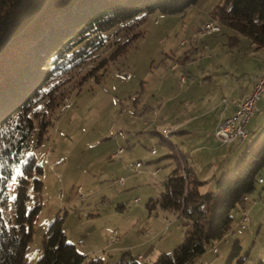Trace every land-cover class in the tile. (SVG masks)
I'll use <instances>...</instances> for the list:
<instances>
[{
  "label": "rangeland",
  "instance_id": "obj_1",
  "mask_svg": "<svg viewBox=\"0 0 264 264\" xmlns=\"http://www.w3.org/2000/svg\"><path fill=\"white\" fill-rule=\"evenodd\" d=\"M224 1L198 0L185 12L164 13L156 10L140 14L127 27L117 24L105 33L108 44L93 60L70 75L69 82L58 93L62 99L53 110L43 137L39 141L38 131L35 130L28 141V151L36 155L37 163L42 168L39 176L43 187L38 193L41 209L24 264H36L44 232L57 215L63 217L64 232L70 242L75 243L74 239L83 235L85 228H96L97 240L93 239V242H100L103 237L104 243L100 249L87 253L86 258L88 261L102 258L104 261L100 264L116 263L112 255L117 252L108 254L113 242L116 241L117 247L126 242L131 244L141 229V233L148 236L147 224L136 220L133 208L143 205L148 215L146 202L150 197L160 195L164 190L166 175L176 165L173 157L168 156L173 149L157 135L160 132L166 139L169 134L163 130L166 124L162 119L169 96L178 88L188 86V83L199 82L196 91L202 95L212 93L216 96L219 93L216 91H221L229 98L232 86L249 85L257 74V66L264 64V48L255 49L248 36L240 35L239 43L230 47L228 41L232 31L226 26H221V30L212 36L205 34L200 39L198 29L211 19V12L218 5H223ZM133 23L134 27L128 28ZM130 37L133 39L128 45H121L122 50L111 57L119 45ZM102 57H108V61L100 70L99 78L88 75L79 84L84 73ZM174 64H178V67L172 70ZM181 73L188 77L185 85L180 83ZM208 103L204 102L202 107ZM257 106L258 110H264V93L258 99ZM211 116L204 118L207 119L204 125L195 126L201 130L193 134L192 140H185L184 143V140L173 136L175 134L168 137L184 148L200 146L203 141H208V137L211 140L212 136L204 132ZM257 116L258 113L249 124L253 142L264 131V113L260 118ZM208 144L211 146L212 143ZM120 147L124 148L123 152L114 157L113 154ZM152 148L158 153L152 154ZM211 156L213 159L209 160ZM219 157H224L219 150L212 152L201 149L189 161L199 162L194 164L195 174L202 181L212 171V160L219 168L225 163ZM136 162L143 164L140 171ZM236 166L218 174L219 177L236 169ZM157 168L159 173L154 175L153 171ZM15 169L16 173L20 172L19 168ZM259 172L263 182L258 181L256 189L249 194L246 210L234 211L233 228L223 238L208 244L206 250L190 264L264 263V167ZM210 175L208 180L199 184V187L208 185L200 187L203 192L216 190L215 179H209ZM120 177L125 179V184L121 186L118 184ZM13 185L9 187L7 199L1 208L6 221H12L14 215ZM30 192L34 193L32 186ZM137 198L140 201L136 202ZM157 206L158 209L152 210L153 215L158 210L162 212L161 207ZM244 213L249 215L251 222H239ZM186 221L181 217L179 224L173 223L168 232L158 238L175 235L178 231L182 234L179 239L181 243L185 232L190 229ZM236 241L240 244V250L232 256ZM166 242L163 240V245ZM86 243V238L84 244L75 243L79 255L84 253L82 249ZM175 245L170 244L169 251ZM214 246L217 251H214ZM118 256L121 257V254ZM157 258V255H152L142 263L154 264Z\"/></svg>",
  "mask_w": 264,
  "mask_h": 264
},
{
  "label": "trees",
  "instance_id": "obj_2",
  "mask_svg": "<svg viewBox=\"0 0 264 264\" xmlns=\"http://www.w3.org/2000/svg\"><path fill=\"white\" fill-rule=\"evenodd\" d=\"M196 2L0 0V264L25 263L41 209L38 193L43 187L39 176L42 168L36 155L28 151V141L35 130L39 141L43 137L51 114L62 99L58 95L61 87L108 44L105 33L117 24L127 27L140 14L156 10L185 12ZM224 2L210 16L232 31L230 47L239 43L240 35H245L255 49L264 48V0ZM134 25L129 24L128 28ZM133 37L121 43L111 57ZM107 59H98L79 84L88 75L99 78ZM161 139L171 145L162 135ZM168 156L173 157L176 165L165 180L164 190L147 204L150 209L158 204L177 212L188 221L190 229L181 243L172 251L159 254L154 264H190L208 244L223 238L233 228L234 211L246 210L247 200L243 197L256 189L261 178L259 171L264 167V131L244 150L236 169L215 179V191L199 190L203 181L193 175L192 166L185 162L182 167L185 158L176 150ZM12 185L14 215L12 221H6L1 208ZM30 186L34 193L30 192ZM62 218L57 215L44 232L36 264H100V258L88 261L86 255L77 254L74 243L67 240ZM239 250L240 244L236 241L232 256ZM116 264L143 263L125 251Z\"/></svg>",
  "mask_w": 264,
  "mask_h": 264
},
{
  "label": "crops",
  "instance_id": "obj_3",
  "mask_svg": "<svg viewBox=\"0 0 264 264\" xmlns=\"http://www.w3.org/2000/svg\"><path fill=\"white\" fill-rule=\"evenodd\" d=\"M206 35L212 36L213 34H206ZM201 38H203V36L200 37V39ZM172 70H174V69L172 68ZM263 70H264V64L257 66V69H256L257 74L252 79L251 83H249V85H246V87H242V86L238 87L236 85L232 86L230 89V92L228 93V94H230L229 98H227L226 95L222 94L221 91H216V92H219L218 94H216V96L213 95L212 93L202 95V93H200V91L199 92L196 91V87L198 85H200L199 82L188 83L187 82L188 77H187L186 81L181 83V80H180V83H181V85H185L186 83H188V86H182V87L178 88L177 92L173 93V95L169 96V99H167L168 105L164 108L166 111L162 115L163 116L162 119L164 121L163 123L166 124L164 126L163 130L165 132L169 133L167 135L166 139L171 142V145L168 144V146L170 149H173L172 153H173V151L176 150L178 152V155L184 156L185 161H182V167H183L185 162L187 165L192 166L194 168L193 175H195L199 179L198 175L195 174L196 171H195V166H194V164L197 165L199 162L197 163L194 160H191L192 162L189 161V158H191L195 152H197L201 149H203V150L209 149L212 152L219 150L220 152H222V156H224L223 158L221 157L222 159L219 157L221 160H224V162H225V163H223L222 166L220 165L221 166L220 168L217 167L218 166L217 163L214 160H212V165H213L212 171L207 173L208 175L205 177V179H202L203 182L208 180L207 177L209 176L210 173L212 175H210L211 177H209V179H211V178L216 179L219 177L218 174H223V172H226L227 170H230V168L236 166V164L239 162V160H241L240 158H242L244 150L250 144L254 143L253 139L250 138L251 129H249V124L251 123L252 118L255 117V115H257V113H258L257 117H259V118L264 113V110L263 111H261L260 109L258 110V106H257L258 101H257V105H256L257 110L252 115V117L249 118L250 120L247 123L248 135L244 140H235L232 142L224 143V142L219 141L213 133L215 131L217 124L220 122V120H223V119L231 116L232 114H234V112L237 109L236 106L238 105L239 101L243 98V96L245 94H247L248 92H250L253 89L256 79L259 77L260 73ZM204 102H209V103L206 104L204 107H202L204 105ZM210 115H212V116H211L210 120H208V128L204 131L205 134H207V136H210V135L212 136L210 141H209V137H208V141H206V143H204V141H203L202 142L203 144L200 146L193 145L192 147H185L186 148L185 149L183 146H180L176 142L172 141L171 137H168L171 134H175L173 136H177L178 139L184 140V143H185V140H192L191 137L193 136V134L195 132H198V130H201V129H197L196 127L204 125L207 122V119L204 120V118L207 116H210ZM201 118H203V120L200 121ZM194 123H196V124H194ZM199 123H200V125H199ZM200 128H202V127H200ZM153 133H157V131L153 132ZM158 134H159V136L162 135L160 132L157 133V135ZM208 143H210V144L212 143L211 146ZM168 152H170V151H168ZM157 153H158V151H156L155 153H152V154H157ZM168 155H170V153ZM212 156H214V155H212ZM212 156H211V158H209V160L213 159ZM227 159H229L228 162H226ZM209 160H206V161H209ZM142 166H143V164L140 167H138L136 165V167L138 168V171H140V168ZM225 166H227V167L225 168ZM215 167L219 168V171H217ZM158 173H159V169H158L157 173H155L153 171L154 175L158 174ZM166 176H168V175H166ZM215 182H216V180H215ZM118 184H120V186L124 185L125 179L123 178V183L118 182ZM205 186H208V185L206 184V185H202L200 187H205ZM164 187H165V181H164ZM200 187H199V190H200ZM216 189H217V187H216ZM201 192H203V191H201ZM151 198H153V197H150L149 200ZM153 199H155V198H153ZM138 201H140L139 198L136 199V202H138ZM146 206L149 209L148 215H147V212L144 209L143 205H135L133 208V215L135 216L136 220H139L142 223L145 222V224H147L148 236H146V234L141 233V230H142L141 229L140 232H138V236H137L135 242H132L131 244H130V242H129V244L126 242V243H123V245L121 244L120 246L117 247V245L115 243L116 241L113 242L112 246H111L112 248L110 251H108V254L110 252H117L116 255H114V256L112 255V258L116 260L115 261L116 263L121 258L118 255L121 254V256H122V254L125 251H130L132 253V256H135L136 258L138 255H142L146 260V257H151L152 255L153 256L154 255L159 256V254H161L163 252H170L169 251L170 249H168L169 248L168 246H170V244H176L175 246H177V244L180 242L179 239L182 238V234L178 233V231H177V233H175V235L170 236V234H169L168 237H166V238L165 237L158 238V237L161 236V234H163V233H167L168 230L170 229L169 227H171V225L173 223L179 224L180 223L179 220L182 216L175 211H172L169 209H163V208H160V209H162V210H160L162 212H159V210H158L156 212V214L153 215L152 210L158 209V206H155V208L150 209L147 202H146ZM122 208H124V206ZM145 215H147V216H145ZM242 217H243V215H242ZM242 217L239 220L240 223L243 220ZM167 220L169 221V223H167ZM249 222H251V220ZM242 223H243V221H242ZM185 224L187 225V227L190 226L188 221H186ZM133 225H134V223H133ZM179 226H178V228H179ZM93 228H90V227L85 228V230H83L84 234L78 235V237L76 239H74L75 243H77V244L83 243L84 244L85 238H86L87 243L85 244V246H83L82 250L84 253L82 255L88 256L87 253H90L91 251H94V250H98L101 248L100 246H103V243H104L103 237L100 238L101 239L100 242H97V243L93 242V239L97 240V237L95 236V231H94L96 228H94V229ZM115 231H117V230H115ZM117 233H118V231H117ZM82 236H84V237H82ZM79 238H82V242H78ZM163 240L168 241V242H166V245H163ZM176 242H178V243H176ZM75 243H74V245H75ZM161 243H162V247H160ZM97 244H99V245H97ZM131 248H133V251H135V253H133ZM100 259L102 260V262L104 261L102 258H100Z\"/></svg>",
  "mask_w": 264,
  "mask_h": 264
},
{
  "label": "built area",
  "instance_id": "obj_4",
  "mask_svg": "<svg viewBox=\"0 0 264 264\" xmlns=\"http://www.w3.org/2000/svg\"><path fill=\"white\" fill-rule=\"evenodd\" d=\"M221 25L220 23L215 19H210L206 24L204 23L199 30V34L202 37L205 34H214L218 31H220ZM178 67V64H174L172 66L173 69H176ZM187 75L182 74L180 76L181 83L186 81ZM264 93V70L260 73L259 77L256 79L253 89L245 94L243 98L239 101L238 105L236 106L237 109L231 116L220 120V122L217 124L214 135L215 137L224 143L232 142L235 140H244L248 135L247 130V123L250 120L249 118L252 117V115L257 110V101L260 98V96ZM124 148L120 147L118 150L113 154L114 157L118 156L123 152ZM152 153H155V148L151 149ZM138 167L142 165L141 162L135 163ZM155 173L158 172V169L154 171ZM263 179L259 178V182H262ZM119 183H123V178L120 177L118 179ZM81 188H79L80 190ZM248 195H246L245 198L248 200ZM242 221L248 222L250 221V217L247 213L243 214ZM242 223V224H243ZM78 242H82V238L78 239ZM214 251H217V247H213ZM137 259L141 262L145 260V258L142 255H138Z\"/></svg>",
  "mask_w": 264,
  "mask_h": 264
}]
</instances>
